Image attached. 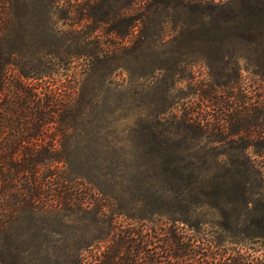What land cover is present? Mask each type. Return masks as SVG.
Segmentation results:
<instances>
[{"label": "trees", "instance_id": "1", "mask_svg": "<svg viewBox=\"0 0 264 264\" xmlns=\"http://www.w3.org/2000/svg\"><path fill=\"white\" fill-rule=\"evenodd\" d=\"M162 2L181 9L166 10L152 25ZM5 3L0 0V264H264V167L246 151L264 145V85L255 98L236 95L235 105L221 104L223 114L214 118L180 114L199 141L227 143L234 151L212 155L221 168L211 167L206 154L178 155L179 167L156 173L166 181L163 192L127 209L113 192L126 173L124 151L117 155L112 146L102 156L97 139L84 150L74 144L93 121L96 93L81 94L78 77L58 82L53 69L71 63L74 46L86 75L127 70L125 63L109 67L118 47L91 37L96 27L69 29L77 35L72 42L66 34L54 38L60 29L51 28L47 47L8 38ZM112 17L105 31L130 37L131 50L162 45L170 30V39L240 42L262 54L255 72L264 83V0H150ZM24 50L30 52L20 57ZM71 213L79 220L63 235L46 226Z\"/></svg>", "mask_w": 264, "mask_h": 264}, {"label": "rangeland", "instance_id": "2", "mask_svg": "<svg viewBox=\"0 0 264 264\" xmlns=\"http://www.w3.org/2000/svg\"><path fill=\"white\" fill-rule=\"evenodd\" d=\"M149 1L5 0L8 14L4 20L10 27L8 38L47 47L52 39L60 38L62 34H66L69 42L75 41L77 35L69 29L87 31L96 27L91 37H98L96 39L108 49L118 47V57L109 67L125 63L127 70L111 69L105 76L100 75L102 70L86 75L82 72L83 55L77 54L74 46L71 47L72 55H75L71 63L65 61L53 69L58 82L69 85L71 79L78 77L76 86L81 94L87 97L96 93L94 97L98 101L94 105L93 121L86 125L88 131L79 135L74 144L84 150L97 139L102 156L110 155L112 146L117 155L124 151L126 173L121 181L114 183L113 192L123 207L129 209L133 206L135 210L138 207L132 204L134 200L155 197L156 193L163 192L166 181L156 173L168 165L179 167L180 163L174 162L178 155L206 154L211 157V167L221 168L212 162V155L234 151L227 143L199 141L193 130L182 124L180 114L188 111L198 119L214 118L216 113L223 114L221 104L235 105L238 103L236 95L255 98L262 93L264 85L255 72L261 67L259 59L262 54L240 42H199L184 37L170 39V30L162 45L154 42L142 46V50H131L126 48L131 45L127 40L130 37L121 39L113 32L105 31L115 23L112 15L116 10L127 13ZM235 5L230 3V6ZM157 8L162 13L161 20H151L152 25L162 21L166 10L176 12L181 6L172 4L169 7L162 2ZM164 21L169 27L174 23L173 17ZM51 28L60 29L54 38ZM123 41L125 47L121 46ZM41 51L45 53L47 49ZM29 52L22 51L20 57H26ZM163 65L165 68H161ZM262 143L248 146L246 151L264 167ZM165 154L174 158L173 162L169 164ZM205 216L209 217V214ZM61 217L59 221L45 220L48 228L60 229L63 235L69 230V224L77 223L80 216L71 213ZM65 242L63 239L58 241L59 249L64 248Z\"/></svg>", "mask_w": 264, "mask_h": 264}]
</instances>
